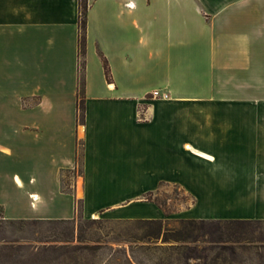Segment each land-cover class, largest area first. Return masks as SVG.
I'll return each instance as SVG.
<instances>
[{
    "label": "crops",
    "instance_id": "crops-1",
    "mask_svg": "<svg viewBox=\"0 0 264 264\" xmlns=\"http://www.w3.org/2000/svg\"><path fill=\"white\" fill-rule=\"evenodd\" d=\"M87 2L80 124L78 0H0V219L264 221V0Z\"/></svg>",
    "mask_w": 264,
    "mask_h": 264
},
{
    "label": "rangeland",
    "instance_id": "rangeland-1",
    "mask_svg": "<svg viewBox=\"0 0 264 264\" xmlns=\"http://www.w3.org/2000/svg\"><path fill=\"white\" fill-rule=\"evenodd\" d=\"M251 95H257L252 88ZM81 173L63 172L69 180ZM150 199L167 211L175 210L184 195L172 186H161ZM138 219H120L106 214L82 217L79 213L70 220L19 223L0 219V261L54 264H216L264 263V250L229 248L218 241L217 233L210 236L204 230H194L190 239L174 240L175 231L184 229L180 218L166 220L167 240L147 239V227ZM188 226H186L187 228ZM231 229H237L232 227ZM243 237L264 236V221L242 227ZM188 230V229H187ZM225 239L226 235L223 233ZM35 243H32L34 239ZM224 242V243H223ZM37 246V247H36ZM231 246V245H230ZM191 251V252H190ZM190 252V253H189Z\"/></svg>",
    "mask_w": 264,
    "mask_h": 264
},
{
    "label": "trees",
    "instance_id": "trees-1",
    "mask_svg": "<svg viewBox=\"0 0 264 264\" xmlns=\"http://www.w3.org/2000/svg\"><path fill=\"white\" fill-rule=\"evenodd\" d=\"M88 2L87 0H78V27H79V37H78V82H77V92H76V121L77 123L83 124L85 120V87H84V61L83 56L85 53V26H86V16H87ZM102 64L104 68L105 77L108 81L111 80L109 66L106 59L101 55ZM80 146V144H79ZM82 173L81 167V159L80 153L78 151V156L76 159V167L74 170H69L65 172H75L77 171ZM147 198H150V194H147ZM79 206V205H78ZM11 222H19V223H31L36 224L38 222L46 221V222H54V221H62V220H9ZM137 223L146 226L148 229L144 233V237L147 239H161L162 241H166L168 236V230L164 225L166 224V220L161 219H138ZM251 220H227V221H207V220H195V219H183L180 220V223L184 224L185 227L182 230H177L175 233V237L172 238L174 240L181 239H190L194 236V230L205 229L207 225L210 226V230H204V233L212 238L213 233H217V239H221L222 234L224 233L229 239L233 238L235 241H239L243 239L240 234H245L246 232L241 229L246 224H250ZM256 222V221H254ZM186 226H188L186 228ZM235 227L237 229H231ZM188 229V230H187ZM252 240V238H250ZM35 240H37L35 238ZM191 252V251H190ZM189 252V253H190Z\"/></svg>",
    "mask_w": 264,
    "mask_h": 264
},
{
    "label": "built area",
    "instance_id": "built-area-1",
    "mask_svg": "<svg viewBox=\"0 0 264 264\" xmlns=\"http://www.w3.org/2000/svg\"><path fill=\"white\" fill-rule=\"evenodd\" d=\"M154 95H157V92H156V91H155V92H153V96H154Z\"/></svg>",
    "mask_w": 264,
    "mask_h": 264
},
{
    "label": "bare ground",
    "instance_id": "bare-ground-1",
    "mask_svg": "<svg viewBox=\"0 0 264 264\" xmlns=\"http://www.w3.org/2000/svg\"><path fill=\"white\" fill-rule=\"evenodd\" d=\"M93 216H95V215H93Z\"/></svg>",
    "mask_w": 264,
    "mask_h": 264
}]
</instances>
